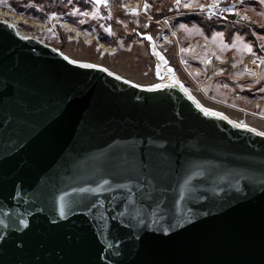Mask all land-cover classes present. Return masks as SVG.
<instances>
[{
  "label": "water",
  "instance_id": "obj_1",
  "mask_svg": "<svg viewBox=\"0 0 264 264\" xmlns=\"http://www.w3.org/2000/svg\"><path fill=\"white\" fill-rule=\"evenodd\" d=\"M146 39L152 86L0 18V264H264V132Z\"/></svg>",
  "mask_w": 264,
  "mask_h": 264
},
{
  "label": "rangeland",
  "instance_id": "obj_2",
  "mask_svg": "<svg viewBox=\"0 0 264 264\" xmlns=\"http://www.w3.org/2000/svg\"><path fill=\"white\" fill-rule=\"evenodd\" d=\"M104 3L99 7L91 0H0V13L8 11L21 17L18 23L21 31L59 49L72 60L104 66L141 86L160 82L155 75L156 60L146 35H151L156 44L164 37L168 51L158 48L205 107L264 132V96H260L264 95V87L261 92L254 90L253 93V85H247L241 91L229 78L218 75L224 65L223 60L218 59L222 55L212 53L211 44L197 35L202 34L203 25L207 24L210 30L220 23L223 24L219 27L220 35L224 30L229 32L227 39L231 31L236 35L240 32L242 38L246 35L242 41L236 37L239 50L246 51L248 44L253 43L255 28L249 7L263 3L259 14L264 19V0H220L214 11L225 8L229 16L226 22L209 17L207 6L212 5L213 0H181L179 6L175 0H104ZM186 3H191L192 7H184ZM201 4L206 6L203 10L199 7ZM257 27L264 34V25ZM217 36L212 39L216 43L221 41ZM196 49L197 64L191 61ZM204 65L209 66L208 69L205 70ZM208 70L209 75L205 74ZM204 74L207 77L202 76ZM199 76L209 80L213 88L201 86ZM263 79L264 75L258 81Z\"/></svg>",
  "mask_w": 264,
  "mask_h": 264
},
{
  "label": "crops",
  "instance_id": "obj_3",
  "mask_svg": "<svg viewBox=\"0 0 264 264\" xmlns=\"http://www.w3.org/2000/svg\"><path fill=\"white\" fill-rule=\"evenodd\" d=\"M259 5H253L251 6V8L249 7V11L253 15V27H255L253 29V43L248 44L251 45V51L248 50V47L246 51L239 50V47L236 43V41H238L239 39L241 41L242 39H245L246 35L243 34V38H242L241 37L242 34L240 32H238L239 34L236 35V33L231 31L230 33L232 35L230 36V38H228L230 39L229 41L227 39L229 32L224 30L222 31V35H220L219 27L223 26V24L220 23L216 24L213 27V29L210 30H208L207 24H205L203 25L201 30L202 34L201 33L197 34V35H201L205 43L211 44L209 48L212 53H220L222 55L221 58L218 59L223 60L222 62H224V65L220 68L218 75L222 74L225 78H229V81L234 83V86L235 85L239 86L238 88L241 91L244 90V88H246L245 86L253 85V93L254 90L261 92L264 87V79L258 81L260 76L264 75V34H261L258 30L261 28L257 27L258 25H264V19H262V16L259 14V9L262 8L263 3L262 4L260 3ZM251 9H253V12ZM256 11H258V13ZM190 27L192 28V26ZM203 34L205 36H202ZM217 35H219L221 41L216 43L212 39L214 36L218 37ZM236 37H238L239 39H236ZM197 51L198 49L193 51L191 58V61L196 64L198 63V61H196L195 58L196 57L195 54L197 53ZM251 59L257 60V64H253L252 67H249L248 65L243 63L244 60L250 61ZM208 67L209 66L204 65L205 70L208 69ZM207 73L209 75V70L205 74ZM205 74L202 76L207 77V75ZM200 77L201 76H199L197 80L201 81L200 84L201 86L209 89L213 88L209 80H205L204 78H200ZM237 95L240 96V98L242 97L241 94H237ZM260 96L263 97L264 95H260Z\"/></svg>",
  "mask_w": 264,
  "mask_h": 264
},
{
  "label": "built area",
  "instance_id": "obj_4",
  "mask_svg": "<svg viewBox=\"0 0 264 264\" xmlns=\"http://www.w3.org/2000/svg\"><path fill=\"white\" fill-rule=\"evenodd\" d=\"M208 15L211 19H216L217 21H220V22L229 21L228 11L225 8H220L219 10L213 11L209 13ZM157 44H158V47L162 48L164 52L168 51L167 49L168 43L164 37H162V39L159 42H157ZM246 62H247L246 65H248L249 67H252L253 64H257V60H252V59Z\"/></svg>",
  "mask_w": 264,
  "mask_h": 264
},
{
  "label": "snow or ice",
  "instance_id": "obj_5",
  "mask_svg": "<svg viewBox=\"0 0 264 264\" xmlns=\"http://www.w3.org/2000/svg\"><path fill=\"white\" fill-rule=\"evenodd\" d=\"M96 2H97V3H100L101 0H96ZM175 2H176V4H177V6H179L180 3H181V0H175ZM219 3H220V0H213V4L207 6L209 12L211 13V12H213V11L215 10V8L219 7ZM147 7H148V5L145 4V8H146V9H147ZM184 7L190 8V7H192V4H191V3H186V4H184ZM199 7L203 10L206 6L203 5V4H201ZM182 26H183V25H182ZM218 34H219V33H218ZM149 39H151L150 36H149ZM247 47H248V50L251 51V45H248ZM74 63H75V61H74ZM245 127H246V125H245ZM262 135H264V133H262Z\"/></svg>",
  "mask_w": 264,
  "mask_h": 264
},
{
  "label": "bare ground",
  "instance_id": "obj_6",
  "mask_svg": "<svg viewBox=\"0 0 264 264\" xmlns=\"http://www.w3.org/2000/svg\"><path fill=\"white\" fill-rule=\"evenodd\" d=\"M105 5L107 4V3H104ZM3 14V15H2ZM2 16H5V17H2ZM9 17V19H13V20H9V21H11L12 23H14L15 25H17V27H18V23H20L19 21H20V19H21V17L20 18H17L16 16H15V14H13V13H10V12H3V13H0V18L1 19H5V18H8ZM11 17V18H10ZM22 22V21H21ZM19 28V27H18ZM29 34V33H28Z\"/></svg>",
  "mask_w": 264,
  "mask_h": 264
}]
</instances>
